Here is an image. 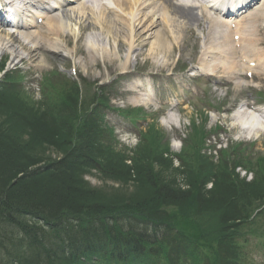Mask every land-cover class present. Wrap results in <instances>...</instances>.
<instances>
[{"label":"trees","instance_id":"1","mask_svg":"<svg viewBox=\"0 0 264 264\" xmlns=\"http://www.w3.org/2000/svg\"><path fill=\"white\" fill-rule=\"evenodd\" d=\"M54 87L36 101L0 83V264H250L235 241L264 203V161L251 184L232 178L197 126L178 167L155 126L118 151L105 91L81 102L76 84ZM92 172L119 187H93Z\"/></svg>","mask_w":264,"mask_h":264},{"label":"rangeland","instance_id":"2","mask_svg":"<svg viewBox=\"0 0 264 264\" xmlns=\"http://www.w3.org/2000/svg\"><path fill=\"white\" fill-rule=\"evenodd\" d=\"M113 3L114 4H110V8H117L116 2L113 1ZM80 7L81 4L75 1L70 3V5L60 6L54 13V16H62L63 14L67 15L68 18L65 19V24L76 32L75 37L70 35L68 37V33L66 34L70 46L65 50L64 48H59L63 57L56 59L50 55L49 57L46 56L44 59V57L41 56L36 63L29 62V64H26L25 62H22L17 66L11 67L13 55L7 52L3 54L0 62L8 61L7 69H16L19 67L22 70L23 76L25 77L23 84L30 89L29 93L34 97L38 98L40 95L39 80L42 75H48L53 72L60 75H66L68 79H75L79 82H82L85 78L93 85L107 84L108 88L106 90L108 92V98L111 100L112 108H118L120 110L121 108L122 110H128V108L134 109L135 107L139 108L143 106V104L139 102V99L135 96L125 92L129 85L134 81H138V79L147 83L149 81L155 82V80H157L155 76L161 74L164 77L158 78L159 81H166L170 86H160V88H157L155 91L156 96L159 98H167V96L170 97L171 94V96L175 98H183L178 105L182 108L183 112H178L176 109L178 115L174 116L178 121L179 119H182L180 129L172 128L173 122L169 117V112L167 113L164 109H159L155 106L149 107L148 105L141 107L145 110L143 111L144 114H142L144 118L135 125H133L127 118L123 117L122 114L108 110L105 122H108L110 127L114 130L118 141L120 139H125L126 137L124 134L130 132L132 135L129 138V142L133 146L138 144L137 142H139L141 133L144 131L147 132L154 123L158 125V128L165 133L167 139L172 143L173 148H171V152H173V154L181 153L180 151L185 143L184 140L188 139L189 135L192 133L195 121L200 123V125L205 124V116H203L205 111L210 112L212 115L219 113L220 115L229 117L226 112L235 108L237 104L240 103L242 97L245 99H248L249 97L250 101L256 102V104H264V83L261 79L256 77L255 79H247L245 73L247 69L243 72H239V76L236 74L234 75V77H239L241 80L236 81H239L240 84L244 83L247 85V87L243 88L239 94L235 91L237 84L233 83V81L230 83L225 81L224 84H226V88L220 92L219 87H217L218 82L216 79L223 78L228 74L225 69L219 67V63L214 59L207 62V65H210L211 70H213L212 73L215 74L214 79L210 78L208 80L204 77L203 75L208 77V75L205 74V71L195 73L200 69L198 61L201 59L204 54L203 52L207 47H210L211 51L221 50L223 52L224 50L233 49L232 45L222 40L221 37L216 38L215 35L212 37L213 31L208 30V24H206L204 20L202 21L200 29H196L195 27V34L193 33L195 37L184 32V23L179 27L180 34L179 36L176 34V36L181 40L183 52L181 53L180 51L178 57L169 62V67H166L168 69L160 67V59L156 60V58L146 55V48L142 51L141 49L139 50V52H143L141 56H138L139 52L136 56L135 54H131L128 49L126 50V48H128L127 46L120 53L119 56H121V59H118L119 62L110 66L109 63L105 61L102 50H113V52L118 51L119 46L117 45V42L112 40L109 35H102L99 31H96L94 34H101L102 40L96 41L93 37L94 30L89 31L87 30L88 27L85 30L80 31L78 26L79 23L82 22L86 26H92V23H95L94 16L90 14L89 10L80 12ZM157 29L160 30L161 28L158 27ZM95 30H100V28L97 26ZM40 32L46 34L45 29H42ZM88 39H90V41H88ZM63 44L65 46V43ZM93 47L95 48L97 56L100 58L98 65H88L86 63L88 51H91V48ZM78 49H83L82 53H76ZM22 56L26 57V54L23 52ZM179 56L180 59H178ZM127 57H129V62L126 65L127 69H125L124 65ZM239 57L240 53L234 51L232 60L240 61ZM177 61H179L178 69H173ZM41 65L43 66L42 68L40 67ZM247 66L249 65L246 64V67ZM186 68L188 70L184 71ZM200 76H203L202 78L205 79H201ZM199 79H201L200 82H198ZM229 84L233 86H229ZM236 94H238L237 102L233 104L232 100L236 97ZM133 101L139 103L134 104ZM161 107L163 108V106ZM216 120L211 119L208 122L207 128L209 130H215L216 125H219L216 123ZM229 122L232 123L230 117ZM226 128L230 130L234 129V132H231L230 130L226 131L225 128H221L216 132L213 131L211 135L215 136L213 138L209 137L212 143L217 140H226L228 138L231 139L229 145H232L233 141L231 137H233L237 131L233 128V125H229V123ZM246 146L248 148L242 147L243 155H251L255 158L264 155V137L255 143L254 146ZM122 147V143H120L118 148L122 149ZM207 153L210 154L209 151H207ZM219 155V152H217V155L214 154L215 160H217ZM177 163L179 164V162ZM87 179L95 188H98L99 186L108 189L119 187V184H116L113 181H103L97 174H90ZM250 256L252 257L251 264H264V251H259L254 248L250 251Z\"/></svg>","mask_w":264,"mask_h":264},{"label":"bare ground","instance_id":"3","mask_svg":"<svg viewBox=\"0 0 264 264\" xmlns=\"http://www.w3.org/2000/svg\"><path fill=\"white\" fill-rule=\"evenodd\" d=\"M77 1L81 3L80 12L89 10L90 14H92L95 19V23H92L93 27L86 26L83 23H81L80 26L84 27V29L88 27V30H94L93 37L96 41L102 40V34L109 35L112 40L117 42L119 46L118 51L102 50L105 61L108 62L110 66L119 62L118 59H121L119 55L127 46L128 48H126V50L128 49L131 54L135 55L140 49L142 51L146 48V55H150L156 58V60H162L161 66L167 67V64L176 56V53H180V51L181 53L183 52L181 40L176 36V34L178 36L180 34L179 27H181L182 23L190 26L193 24L200 25L201 22L198 17L193 14L194 10L192 7H183L177 4L176 0H114L119 10H112L106 7L102 8L100 11H95L93 5L84 4V2H81L82 0ZM247 1L249 0H241L240 4L243 5V3ZM89 2L99 4L98 0H89ZM44 3L43 0H28L26 4L44 11L43 14H38L37 17L44 19L43 26H46V34H42L40 31L27 32L30 28L37 29V27H35L36 24L32 23V27L25 28L27 32V34L24 35V39H26L25 42L18 39V37L15 38L16 40L11 39L9 36H6V38L0 37V59L5 52L13 55L11 67L22 62L27 64H29V62L36 63L39 56L44 57V59L46 56L49 57L50 55L56 59L59 57L61 58L63 56L59 48H64L65 50L70 46L66 34L68 33L72 37L76 36V32H71L72 30L70 31L69 26L65 24L67 16L57 17L51 15L54 9L52 8V10L50 7H46ZM219 4L220 0H210V3L207 4L208 9H222L225 3L222 2L220 6ZM234 8L239 9L240 7L235 5ZM146 10L148 11L146 12ZM244 14H247V12L244 11L241 15H238V19ZM31 17H33L32 19L35 18L34 15ZM228 18L226 23L227 26L230 25L233 27L234 25L236 31H231L228 34L227 30L224 29L222 34H220L221 32L216 29L217 32L214 33V35L221 36L222 40L232 45L231 35L234 33L237 35L238 32H242L239 38V43L242 42V49L239 50L241 53L240 61L245 64L246 62L248 64L256 63V71L260 69L259 72L264 74V48L258 49L259 46L264 43H261V40L257 39V37H244L243 21L240 19L237 20V17L235 19ZM97 26L101 31L95 30ZM158 26H162V31L157 29ZM220 27L223 29L224 26L222 25ZM42 29H45V27H42ZM96 31H99L101 34H94ZM186 32L193 36L190 28L186 29ZM236 35H234V37ZM249 39L252 40L253 47L251 49L247 46ZM26 42H28V45ZM63 43H65V46ZM82 51L83 49H78L76 53H82ZM141 51L138 53V56L143 54ZM23 52L26 53V59L22 56ZM203 53V57H210L209 55L211 53L208 49H205ZM86 58V63L88 65H98L100 62V58L97 56L94 47L91 48V51H88V56ZM205 58L203 60H205ZM128 59L129 57H127L125 61V69H127L126 65L129 62ZM220 64L227 69L228 72L226 73L231 74L229 76L232 80L235 74L239 76V72L248 69L247 67L244 68V64L242 68L236 61L231 63L230 67H226L225 63ZM40 67L42 68L43 66L41 65ZM236 79H239V77ZM236 79H234V81H236ZM242 87L240 82L237 83V91H240ZM243 107L244 106L233 116L234 124L237 127L240 125L241 127L250 129L251 132L255 133V137L260 135V133H264V116L261 113L257 114L255 112H248V114H246L247 110ZM216 116L217 114H215L213 118H216Z\"/></svg>","mask_w":264,"mask_h":264}]
</instances>
